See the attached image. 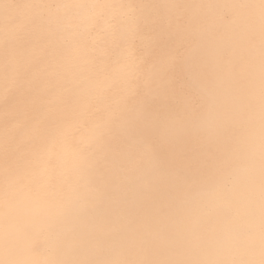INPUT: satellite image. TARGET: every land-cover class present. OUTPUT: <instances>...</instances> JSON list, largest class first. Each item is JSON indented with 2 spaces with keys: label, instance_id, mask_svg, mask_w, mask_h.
Listing matches in <instances>:
<instances>
[{
  "label": "snow or ice",
  "instance_id": "1",
  "mask_svg": "<svg viewBox=\"0 0 264 264\" xmlns=\"http://www.w3.org/2000/svg\"><path fill=\"white\" fill-rule=\"evenodd\" d=\"M0 84V264H264V0H0Z\"/></svg>",
  "mask_w": 264,
  "mask_h": 264
},
{
  "label": "bare ground",
  "instance_id": "2",
  "mask_svg": "<svg viewBox=\"0 0 264 264\" xmlns=\"http://www.w3.org/2000/svg\"><path fill=\"white\" fill-rule=\"evenodd\" d=\"M20 2V0H17ZM124 2L129 3H191V2H212V3H237L242 2V0H124ZM171 63V58L169 59ZM3 94V85L0 84V96ZM23 114H17L14 119V124L23 123ZM3 124V105L0 103V126ZM211 148V142L204 136L193 134L187 139L181 141L177 145V153L182 156L185 161H195L197 158L203 156Z\"/></svg>",
  "mask_w": 264,
  "mask_h": 264
}]
</instances>
